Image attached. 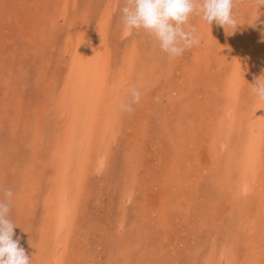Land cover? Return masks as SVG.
<instances>
[{
    "label": "rangeland",
    "instance_id": "374dc122",
    "mask_svg": "<svg viewBox=\"0 0 264 264\" xmlns=\"http://www.w3.org/2000/svg\"><path fill=\"white\" fill-rule=\"evenodd\" d=\"M124 3L0 0V199L5 189L14 192L16 185H21L17 181L19 166L32 153L25 139L35 132L57 134L59 118L51 103L60 98L65 87L72 61L66 48L68 44L74 47L77 38L72 31L78 34L82 26L91 28L104 11H110L105 53L111 64L121 65L130 57L137 67L142 57L148 69L144 80L134 73L141 100L133 105L134 111L126 112L111 144L109 167L114 178L110 169L92 175L75 217L77 230L59 264H106L120 248L119 263L114 264H125L127 258L122 253L128 254V260L131 255L132 262L147 264H181L178 259L183 263L194 256L195 264H206L212 245L215 264H229L226 257L221 259L222 251L228 252L227 243L236 252L234 264H253L255 260L264 264V164L257 170L259 182L252 195L241 196L227 185L219 186L220 169L228 165L225 160L237 161V157L231 156L230 149L222 154L227 158L215 156L206 116V107L223 88L233 49L244 52V43L251 39L254 46L255 39H260L247 34L264 24V6H256L253 0H236V30L228 27L226 31L216 21L210 25L193 15L189 24L196 29L200 44L170 58L143 29L124 31ZM240 39L244 41L240 43ZM257 51L254 46L252 58ZM260 70L243 64L236 111L245 109L244 113L253 114L256 95L252 79ZM45 156L44 161L48 159ZM36 173L43 175L35 193L38 205L21 208L12 203L9 214L16 225L13 238H19L33 260L45 233L43 198L52 177L47 169ZM125 190L132 191L131 198ZM135 241H139L136 244H140L143 258L125 247ZM254 244L257 249L251 251Z\"/></svg>",
    "mask_w": 264,
    "mask_h": 264
},
{
    "label": "bare ground",
    "instance_id": "6f19581e",
    "mask_svg": "<svg viewBox=\"0 0 264 264\" xmlns=\"http://www.w3.org/2000/svg\"><path fill=\"white\" fill-rule=\"evenodd\" d=\"M103 13L96 25L91 28H82L84 27L82 26L78 34L72 31L74 37L77 38L74 47L68 44L66 48L72 61L68 67L65 87L60 98L51 103L54 113L59 118L57 134L47 136L42 132H35L31 139H25V141L27 140L26 144H31L32 153L29 155V159L23 164L20 163L19 173L21 176L16 180L21 185H16L18 187L13 189L12 203L21 208L25 205L27 207L38 205V200H36L38 197L35 193L38 190L37 187H40L38 183H41L43 175L36 171L47 169L52 172L51 182L48 183L47 192L43 198L45 233L39 238L40 245L36 249V259L32 258L31 264H59L63 262L68 241L77 230L75 217L81 209V197L86 193L92 175L111 168V166L109 167L111 144L117 139L121 122L127 117L121 104L131 99L129 94L131 87L139 89L137 81H134V73H138L143 79L145 71L148 69L147 66H143L144 59L142 57L138 59L139 63L136 67L134 60L130 57L127 58L132 53L124 57L127 59L121 65L120 63L119 65L111 64L109 55L105 53L109 46L108 33H110L111 23L109 15L111 12L104 11ZM123 26L122 24V28ZM124 31L130 32L126 31L125 27ZM250 31L251 33L247 34L248 38H251L250 36L260 38L255 39L257 44L254 46L258 47L256 55L254 58L251 56L254 47L251 39L248 44L244 43V52L242 50L237 53L239 49H233L230 58L232 61L230 62L229 59V62L226 63V67L229 66L230 69L224 72L223 88L215 94V98L210 102L211 106L206 107L209 108V115L206 111V116L211 127L210 144L215 150V156L221 159L227 158L229 156L223 157V155L230 149L233 151L231 156L234 154L237 157V161L233 158L231 161L229 158L225 160L228 165H224L220 169L222 179H220L219 186L224 188L227 185L241 196L252 195L255 191V185L259 182L257 170L264 164V100L254 96V112L251 115L244 113L245 109L236 111L240 100V96L236 93L240 90L241 77L239 75L242 74L243 64L246 62L248 65L261 69L256 72L257 74H254L252 83L255 84L260 78L264 81V63L262 61L264 59V24L251 28ZM253 33H257L259 36L252 35ZM243 41L241 40L240 43ZM133 42L137 43V41ZM135 47L138 46L135 45ZM117 60L119 61V59ZM245 132L247 133L245 134ZM135 145L137 146V144ZM235 152L237 153L235 154ZM43 154L48 158L47 162L42 158ZM40 163H42L41 166ZM110 171L111 169L108 173H112L114 178L115 173ZM125 191H127L126 196L131 198L132 191ZM137 242L139 241L125 247H128L130 251L140 253L143 258L144 253L140 244H136ZM227 245H230V247L227 246L228 252L223 250L221 259L226 257L229 264H234L236 252L232 250V244L227 243ZM250 249L251 251L257 249V246L251 245ZM118 252H122L121 248ZM118 252L113 259L109 257L106 264L119 263ZM123 254L125 259L127 258L125 264L148 263L147 261L141 263L140 260L136 261L135 259L132 262L131 255L128 260V254L122 253L121 256ZM215 256V248L212 245L208 256H205L206 264H215L217 261ZM186 258L188 257L186 256ZM189 258L185 259L183 263L182 259H178V261L181 264H195V256L192 260L191 257ZM256 261L253 264H258ZM245 263L244 261L242 264Z\"/></svg>",
    "mask_w": 264,
    "mask_h": 264
},
{
    "label": "clouds",
    "instance_id": "9594fccd",
    "mask_svg": "<svg viewBox=\"0 0 264 264\" xmlns=\"http://www.w3.org/2000/svg\"><path fill=\"white\" fill-rule=\"evenodd\" d=\"M253 2L256 6H264V0ZM235 3L236 0H125L121 11L126 31L143 29L155 38L162 52L176 58L200 44L196 29L189 24L193 15L200 16L210 25L216 21L226 31L228 27L236 30ZM253 91L260 100H264V81L261 78L253 85ZM129 94L130 101L122 103L121 108L130 113L134 111L133 105L140 102L141 92L131 87ZM12 197V191L5 189L3 199H0V264H31L19 238H13L16 225L9 218Z\"/></svg>",
    "mask_w": 264,
    "mask_h": 264
}]
</instances>
